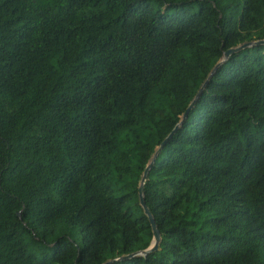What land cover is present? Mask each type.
Listing matches in <instances>:
<instances>
[{"label":"trees","instance_id":"1","mask_svg":"<svg viewBox=\"0 0 264 264\" xmlns=\"http://www.w3.org/2000/svg\"><path fill=\"white\" fill-rule=\"evenodd\" d=\"M264 0H0V264L143 249L142 171ZM158 248L108 264H264V42L215 69L143 185Z\"/></svg>","mask_w":264,"mask_h":264},{"label":"water","instance_id":"2","mask_svg":"<svg viewBox=\"0 0 264 264\" xmlns=\"http://www.w3.org/2000/svg\"><path fill=\"white\" fill-rule=\"evenodd\" d=\"M264 42V37L259 38V39H255V40H248V41H243L235 46H230L228 48H226L223 51L222 57L213 65V67L211 68L210 72L208 73L207 77L205 78V80L201 83L199 89L197 90L196 94L194 95V97L190 100V102L188 103V105L186 106V108L184 109L180 120L175 124V126L173 127V129L167 134V136L160 142V144L156 147L155 151L152 154V157L150 159V161L146 164V166L144 167L141 177H140V182L138 185V197H139V203L143 208V212L147 215L150 225H151V230H152V238L150 241V244L143 248V249H139L133 252H129L126 254H122L120 256L114 257V258H110L100 264H108L111 261L117 260V259H122V258H128L131 257L133 255H145L151 251H154L155 249L158 248L159 245V241L161 239V235H160V230L155 222V219L150 211V209L148 208V206L145 203V199H144V190H143V185H144V181L147 177V173L149 168L151 167L157 153L159 152V150L161 149V147L163 146V144L165 143V141L171 136V134L181 125L182 121L185 119V117L187 116L189 110L192 108V106L194 105V103L196 102V99L198 97V95L200 94V92L202 91V89L204 88V86L206 85L208 79L211 77V75L213 74V72L215 71L216 67L222 62L224 61L228 55L234 51H237L239 49H241L242 47H245L247 45H251V44H257V43H263Z\"/></svg>","mask_w":264,"mask_h":264}]
</instances>
